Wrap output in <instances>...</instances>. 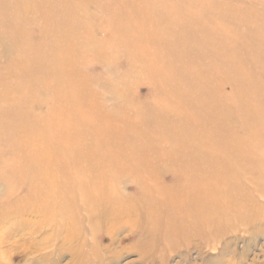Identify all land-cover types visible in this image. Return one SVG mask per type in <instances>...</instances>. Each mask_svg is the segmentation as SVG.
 Here are the masks:
<instances>
[{
    "label": "rangeland",
    "instance_id": "rangeland-1",
    "mask_svg": "<svg viewBox=\"0 0 264 264\" xmlns=\"http://www.w3.org/2000/svg\"><path fill=\"white\" fill-rule=\"evenodd\" d=\"M99 1L58 0L49 7L47 0H0V16L6 15L0 18V161L14 165L12 172L0 166V195L13 194L0 214V264H264L262 195L230 198L221 190L232 181L242 189L253 170L251 189L264 172L258 160L249 162L250 153L264 152V124L257 126L264 110V0H155L166 18L145 12L139 28L160 29L150 41L173 38L175 45L147 51L132 41L117 45L123 37L108 17L121 6L103 9ZM172 6L193 12H178L185 18L172 26ZM129 21L124 30L134 29ZM76 22L79 38L69 44L67 24ZM21 30L34 36L30 44ZM229 32L237 43L227 40ZM33 52L42 60L32 61ZM216 53H232L236 63L223 65ZM148 60L156 64L147 74ZM67 114L86 123L63 135L81 137L70 148L41 134L42 120ZM61 125L46 132L59 136ZM63 159L74 162L81 189L71 190L70 175H61ZM198 183L209 199L203 213L189 209L185 216L198 214L205 226H181L170 237L164 212L170 187L180 206L195 200L181 192L185 184ZM88 188L94 196L77 200L61 218V195L80 197ZM211 188L220 193L212 197ZM106 190L137 211L113 220V206L93 200ZM223 200L248 210L233 215Z\"/></svg>",
    "mask_w": 264,
    "mask_h": 264
},
{
    "label": "bare ground",
    "instance_id": "bare-ground-1",
    "mask_svg": "<svg viewBox=\"0 0 264 264\" xmlns=\"http://www.w3.org/2000/svg\"><path fill=\"white\" fill-rule=\"evenodd\" d=\"M57 1L58 0H47V6L50 7V5H54V3ZM65 1L67 3L71 2V0H65ZM185 2L191 3L192 0H185ZM99 3L103 9H105V8L110 9L111 6H113V5L121 6V9L119 11L114 12L111 15V17H108V20H109L108 22L110 23V24H108V26L111 27V29H113L112 31H114L117 35H121L123 37V39L120 41V43L117 42L118 46L125 44L126 47H128L129 45H131V41H132L133 43H138L139 47L142 51H147L150 47H153V46H163L164 48H168V47H173L175 45L172 42L173 38H170L171 39L170 41H158V42L157 41H155V42L150 41V35L151 34L153 36L157 35L158 33H160V29H157V28H154L151 26H149V28H139V25L144 26V24H145L146 20L141 17V16L144 17L143 14L145 12L149 13L150 17H158V18H161L163 20L166 18V15L160 13L161 4L157 3L155 0H130L128 4H126V2L124 0H100ZM169 9H170V12H168V13L175 16V18L171 20V25L176 26V27L179 26V24H181V20H183V18H185V16H180V15L178 16V12H183V13L184 12H193L192 10L191 11H186V10L184 11L183 9H180L178 6L177 7L172 6ZM169 9H166V10H169ZM195 12H198V11H195ZM4 17H6V15L3 13L0 16V18H4ZM17 19H19V17ZM130 19H132L134 22L129 21L128 24H131V25L135 24L134 29H131V31L124 30V28L121 24L127 22ZM169 22H170V20H169ZM77 23L78 22L67 24L68 27L66 29L65 35L68 36L67 41L69 42V44H74L76 42L75 36L77 38H79L73 32V29L77 25ZM13 28H15V27H12V30H13ZM136 29H137V31H136ZM193 30H195V29H193ZM21 31L22 32L19 31L20 32L19 34H20L22 41L27 43V44H30L31 38L34 39V36L32 35V33L28 32L26 30H21ZM201 32H202L201 29L197 30V33L199 35ZM186 33H187V31L183 34H180V35L184 36ZM167 34L170 35V32L167 31ZM227 36H228L227 40L231 41L234 44L237 43L238 37H235V33L229 32V33H227ZM22 45H25V44H22ZM33 54H35V56L33 57L32 61L42 60V58L37 57L38 55L36 53L33 52ZM144 55H145V53L141 52L138 56H139V58L142 57V59H145ZM215 56L218 58L219 61H221L223 63V65L233 66L237 60V57H234L232 53H226L224 55H219L218 53H216ZM147 58H149V57H147ZM147 62L149 64H147L143 69H145L146 73L148 74V71H150L156 63L153 60H148ZM260 69L262 70V68H260ZM250 74H251V72H250ZM63 80H65V78H63ZM262 85L264 87L263 83H262ZM212 90L213 89H206L205 88L206 94L207 93L209 94ZM263 90H264V88H263ZM164 91H167V90L164 89ZM163 106L166 107V106H168V104L163 105ZM262 113H263V115H262L263 121H259L257 124V126L259 125V128L262 127V125L264 124V110H262ZM42 121H43V125H45V127H43L41 134L45 137L46 136L51 137V140L54 144H58L59 146H65V148H70V147H72V145H74V142H79V143L81 142V137H79V136H77V138L73 139V141H72V139L63 140V138H64L63 135L65 133H66V135H70L71 132H73L75 129H77V127L86 125V123H83L84 122L83 120L75 117L74 115H68V114L63 115V116H60L59 120L55 119L52 122H48L47 120H45V121L42 120ZM61 123H64L65 125L64 126L61 125L59 128H57V130L59 132V136L55 135L54 131H52L51 134H50V132L49 133L46 132V128H48L49 130L51 128L54 129V127L58 126V124L60 125ZM261 143H262V146H260V147H263L264 141H262ZM247 156H249V155H245V157H247ZM52 159L53 158L49 157V158L45 159V162L46 163L50 162V160H52ZM252 160H258V166L257 167H259L258 169L262 171L263 169H261V168H264V152L261 155H257L256 153L253 155L250 153L249 162L252 163ZM31 162L33 163V161H31ZM246 163L247 162L242 161L240 163H236L235 166L237 169L243 168V167H245ZM59 164H63L62 169H64L63 171H60V172H62L61 175H66V176L70 175L67 178V179H70L69 180L70 181L69 185L71 186L70 189L73 190V188L75 186H76L75 188L81 189L82 188L81 183H78L74 179L76 176V175H74V174H76V171L74 172V174H72V172H71V171L76 169L74 162H72L71 160H64L63 159L62 161H60ZM213 165H215V163ZM0 166L2 168H5L9 172H12L14 170L13 169V166H14L13 163L10 161H7V160H5L4 162L0 161ZM224 166H225V163H221L220 167H224ZM252 172L249 174H246L247 175V177H246L247 182H245V185L242 189L237 190V188L235 187V183L232 181V184L228 183L229 185L226 184L221 189L223 191V195H225L226 197L233 198L237 194H239V195H241V199H245V198L252 197V195H254L255 193L256 194L259 193L262 195V199H264V172L256 174V179H257L256 181H258V182L254 181V184L251 185V189H249L248 184H249V182L253 183L252 177L254 176L255 171L252 170ZM72 175H74V177H72ZM128 175L134 176V178H136L138 181H140V179L135 174L134 175L128 174ZM4 178H6V177H4ZM4 178H3V182H4L3 185L9 187L10 185L8 183V178L6 180H4ZM200 179H202V178H200ZM109 180H111V179H109ZM74 182H77L76 185H74ZM255 183H256V185H255ZM12 184L18 185V181L12 182ZM11 189L13 192H15L14 190L16 188H11ZM21 189L16 190V191L19 192ZM86 190L87 191H85V192H87V193L80 194L79 195L80 197L73 195V194H67V195L62 194L61 195L62 198L65 199V200H62L61 207L59 210V216L61 218H64L65 215H67L66 213H67L68 206H69V208L70 207L73 208L76 205L77 200H80V199L87 200L89 198H92L91 196H94V193L92 191H90V188H88ZM170 190H171L170 196H169L170 197V206H169L170 209H168L169 211L168 210L164 211L166 217L169 218V222H168V223H170V227L168 229L170 232L169 236L171 237V236L176 235L178 232V228H180L181 226H185V227L188 226V229H190L191 231L192 230L194 231L196 229L204 227L205 226V219L202 216L195 214V213L193 215L189 214V216H185V211L189 210V209H193L195 211H200L203 213L202 208H204L205 202L209 199L207 196L209 194V191L206 188V186L200 185L199 183H198V185H195V186H192V185L186 186V184H185V188L182 189L181 192L183 193V195L185 197H187V198L191 197L192 199L195 198V200H194V202L191 201V204L188 202V199H187V201H185V204L181 203L185 199L183 201L179 200V202L181 201L180 203L182 204V205L180 204V206L178 205V202H177L178 198L176 201L175 197H172L175 195V193L172 194L175 191L173 186L170 187ZM219 190L218 189L214 190L211 188L212 197L216 196V192L220 193ZM91 192H92V194H91ZM100 193L102 196L105 195V197L103 199H101V197L99 198V196L97 195L96 199H93V200H95L94 204L96 206H101V207H102V204H104V203L111 204L113 206L112 212H114L113 213V220L115 218L121 219V217L123 215H126V213L127 214L128 213L133 214L138 209L137 205H135V206L128 205L124 201V199H123L124 197L122 194H120V198H118L117 194H115L112 197L110 191H108V190H106L105 192L102 191ZM12 197H13V194H12L10 189L8 190V192L5 195H2V196L0 195V214L4 211V209L6 207V202L7 201L9 202L12 199ZM129 197H130V195H129ZM117 198L120 200H118ZM102 200H104V201H102ZM123 202H124V204H123ZM223 202H224V200H223ZM220 203H222V202H220ZM222 204H225L226 207L229 209L234 208L233 215H236V213H238L239 215H243L248 210L246 207H242V208L236 207L235 203L234 202L232 203L231 201L230 202L225 201ZM177 205H178V209L176 207ZM256 206H257L256 202L251 203L250 204V210H252ZM221 207H223V206H221ZM172 208H174V209H172ZM73 216L71 217L72 220L74 219ZM234 217H235L234 220L237 221L236 216H234ZM214 219H215V221L213 219H211V221L216 223L218 226L222 224L220 221L217 220V218H214ZM238 224H240V223H238ZM185 227H182V228H185ZM154 228L155 227H152L151 230L152 229L154 230ZM168 230L165 228V231H168ZM183 231H184V229H183ZM179 236H180V234H179ZM170 240H171V238H170Z\"/></svg>",
    "mask_w": 264,
    "mask_h": 264
}]
</instances>
